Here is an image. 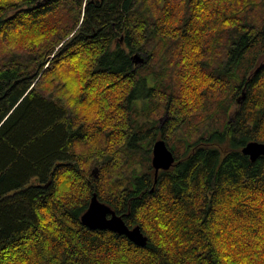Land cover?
<instances>
[{
  "label": "trees",
  "instance_id": "trees-1",
  "mask_svg": "<svg viewBox=\"0 0 264 264\" xmlns=\"http://www.w3.org/2000/svg\"><path fill=\"white\" fill-rule=\"evenodd\" d=\"M253 140L264 0H0V264H264ZM95 193L145 246L83 223Z\"/></svg>",
  "mask_w": 264,
  "mask_h": 264
},
{
  "label": "water",
  "instance_id": "water-1",
  "mask_svg": "<svg viewBox=\"0 0 264 264\" xmlns=\"http://www.w3.org/2000/svg\"><path fill=\"white\" fill-rule=\"evenodd\" d=\"M135 58L136 61L144 60L138 53L135 54ZM242 152L255 161L260 156H264V142L250 141L244 145ZM152 153V165L155 169V180L157 181L160 170L170 169L176 163V158L164 138L157 139L154 142ZM92 174L96 178L99 177V168L97 166L93 168ZM82 221L92 229H110L124 234L141 246H145L148 242V236L144 234L139 225L128 226L122 216L111 206L98 199L96 193L92 197L89 208L82 215Z\"/></svg>",
  "mask_w": 264,
  "mask_h": 264
},
{
  "label": "rangeland",
  "instance_id": "rangeland-1",
  "mask_svg": "<svg viewBox=\"0 0 264 264\" xmlns=\"http://www.w3.org/2000/svg\"><path fill=\"white\" fill-rule=\"evenodd\" d=\"M176 150H180L179 147H177ZM151 160H152V159H151ZM151 163H152V161H151ZM95 166H97V167L99 168V165H96V164H94L93 168H94ZM93 168H92V169H93Z\"/></svg>",
  "mask_w": 264,
  "mask_h": 264
},
{
  "label": "bare ground",
  "instance_id": "bare-ground-1",
  "mask_svg": "<svg viewBox=\"0 0 264 264\" xmlns=\"http://www.w3.org/2000/svg\"><path fill=\"white\" fill-rule=\"evenodd\" d=\"M100 177V176H99ZM94 189V188H93ZM236 230V229H235ZM231 233V232H230Z\"/></svg>",
  "mask_w": 264,
  "mask_h": 264
}]
</instances>
